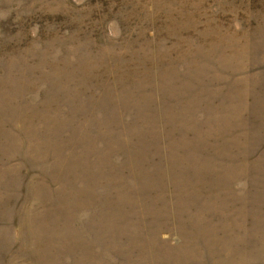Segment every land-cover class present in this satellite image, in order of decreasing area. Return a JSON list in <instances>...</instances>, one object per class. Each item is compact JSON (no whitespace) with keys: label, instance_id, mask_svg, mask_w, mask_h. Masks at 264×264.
<instances>
[{"label":"rangeland","instance_id":"obj_1","mask_svg":"<svg viewBox=\"0 0 264 264\" xmlns=\"http://www.w3.org/2000/svg\"><path fill=\"white\" fill-rule=\"evenodd\" d=\"M0 264H264V0H0Z\"/></svg>","mask_w":264,"mask_h":264}]
</instances>
